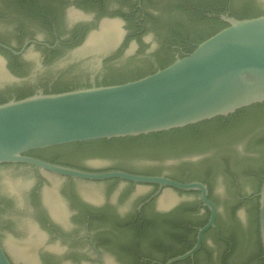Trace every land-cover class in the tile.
I'll return each instance as SVG.
<instances>
[{"label":"flooded vegetation","instance_id":"obj_1","mask_svg":"<svg viewBox=\"0 0 264 264\" xmlns=\"http://www.w3.org/2000/svg\"><path fill=\"white\" fill-rule=\"evenodd\" d=\"M186 2L188 15L194 17L221 20L222 16L245 19L264 15V0ZM173 4L174 0H0V43L19 53H11L14 59L10 61L0 52L6 69L19 80L8 78L10 83H5V75L1 74L0 92L14 85H27L36 93H48L55 81L78 64L81 68L75 72L82 76L73 80L92 85L104 79L106 67L120 68L131 58L140 64L148 62L151 70H157L161 67L159 59L166 53L175 60L186 56L196 45L194 41L186 39L183 45L169 42L170 30L177 27L176 18L186 14L175 11ZM115 20L123 31L118 43L100 53L84 52V56L72 58L75 52H82L79 47L93 31H98L104 22ZM194 28L206 29L207 25L200 22ZM79 41L82 42L78 44ZM11 65L19 75L13 73ZM214 148L205 142L181 145L175 150L137 146L103 154L62 145L32 151L26 156L89 174L120 171L206 185L208 199L216 205V229L203 234L206 249L202 255L195 257L200 249L193 258L176 264H219L220 260L213 258L207 247L210 235H205L210 232L213 240L216 236L225 249L226 245L231 246L217 224V217L218 220L222 217L213 198L217 173L223 170L233 186V203L225 207L224 214L234 212L237 223L239 210L256 199L257 193L242 191L234 165L228 166ZM110 155L124 160L110 163L104 158ZM127 160L150 167L129 166ZM170 165L174 166L173 172L169 171ZM4 168L14 169L18 176L15 191L0 192V244L11 264H164L174 258L175 252L195 244L198 221L209 218L198 192L160 189L157 185L117 178L100 181L75 178L31 164L0 165V169ZM166 191L181 197L193 196L196 202L186 203L177 197L172 204L162 207L160 201ZM12 224L17 231L9 235V242L16 248L29 247V252L22 250L15 256L9 253L4 232ZM261 260L259 256L254 262L261 264Z\"/></svg>","mask_w":264,"mask_h":264},{"label":"water","instance_id":"obj_2","mask_svg":"<svg viewBox=\"0 0 264 264\" xmlns=\"http://www.w3.org/2000/svg\"><path fill=\"white\" fill-rule=\"evenodd\" d=\"M221 20L227 26L198 44L190 54L177 58L170 65L138 80L109 86L92 84L91 87L62 93L40 92L0 104V165L31 164L46 171L75 178L95 181L117 178L157 185L160 189L198 192L202 205L209 211L208 221L197 229L196 242L190 250L164 264H176L193 258L201 249L203 234L211 228L216 229V205L208 199L206 185L198 182L182 184L162 177L134 176L120 171L89 174L50 165L27 157L26 154L62 145L168 132L215 118H227L241 109L263 104L264 15L241 20L222 16ZM8 22L6 21L7 27L10 25ZM122 33L118 20L104 22L100 29L93 31L79 47L82 52L74 51L72 58L84 56V52L100 53L109 50L118 43ZM0 48L13 55L19 54L1 43ZM85 67L87 68V64ZM80 68L81 65H76L69 73L64 74L65 78H80L82 74L75 72ZM55 71H58L57 67ZM1 74L5 75V83H10L8 78L19 81L9 73L5 61L0 56V78L3 77ZM237 150L243 153V144L238 143ZM249 155L258 156L256 151H251ZM104 158L115 164L124 160L118 155ZM127 163L133 167H150L144 163L134 165L135 160H127ZM256 166L263 170L264 161ZM173 170L174 166L170 165L169 171ZM237 173L242 191L253 192L257 187V179L250 178L240 171ZM17 182L18 176L14 169H0L2 194L8 190L15 191ZM165 193L160 201L162 207L169 206L177 197L186 203L196 202L193 196L181 197L169 191ZM233 194L231 182L223 170L219 171L214 180L213 198L222 214L220 220L225 236L230 234V220L224 214L225 207L233 203ZM256 197L259 238L264 260V179ZM252 208V204L247 203L238 212L237 225L243 231V239L241 247L235 251L229 264H256V225H250ZM223 218H226V221H223ZM196 219L201 217L196 216ZM16 231L17 227L12 224L4 232V242L12 256L21 254L22 250L29 252V247L16 248L9 242V235ZM207 247L216 260L225 250L221 243L212 239L211 234L207 237ZM0 264H11L1 244Z\"/></svg>","mask_w":264,"mask_h":264},{"label":"trees","instance_id":"obj_3","mask_svg":"<svg viewBox=\"0 0 264 264\" xmlns=\"http://www.w3.org/2000/svg\"><path fill=\"white\" fill-rule=\"evenodd\" d=\"M7 5L12 6L11 3H7ZM187 7L188 4L186 0H174L173 9L177 12H180V14L184 12L186 14L184 13L185 16L181 15L180 18H176L177 27L170 30L169 42L183 45L186 39L194 41L196 45L189 50L188 54H190L198 44L226 27L227 24L221 22V20L216 17H194L190 13L188 15L189 10ZM238 19L241 20L244 18L238 17ZM200 22L205 23L207 28L195 29L194 26L196 27V25L200 24ZM81 42L82 41H79L78 44ZM0 52H3L10 61H13L14 56L11 53L4 52L2 50H0ZM138 61L139 60L131 58L128 59L120 68L106 67L107 72L104 76V79L95 83V85L109 86L124 84L143 78L146 75L156 71L151 70V66L148 64V62H142L140 64ZM159 61L161 62V67L159 69H161L173 63L175 59L166 53L164 57L159 59ZM10 68L13 73L19 75L12 65ZM65 77L66 75H62L57 81H55L52 86V91L48 93H62L78 88L92 86L89 83L82 85L76 79H66ZM48 93L46 92L44 94ZM34 94H36V92L32 91L26 85H23L22 87H17V85H14L0 92V104H4L12 99L20 100ZM205 142L210 146L215 147L214 150L220 154V157L223 156L226 159L228 166L230 164L235 165L237 172H243L247 176L250 175L257 179L258 183L254 191L258 193L261 182L264 179V169L262 170L256 166V164H261L264 161V103L241 109L227 118H215L213 120L205 121L182 129L150 134L148 136H139L136 138L100 140L69 145L84 148L93 153L96 151L97 153L106 154L112 150L124 151L137 146L156 150L163 148L166 150H175L181 145H191L193 143L198 144ZM238 143L243 144V153H240L237 150ZM251 151H256L258 156L256 157L255 155H249ZM259 178H261V181H259ZM209 188L211 189L210 184ZM249 203L253 206L250 225H256L257 242L255 243V246L257 252L254 256V259H257L259 256H262L258 229V199H252L249 201ZM228 219L230 220V234L225 236L223 235L224 227L222 220L219 222L220 219L218 220L217 217V224L221 235L225 236L226 240L230 241L231 244V246L226 245L225 251L219 256V264H225V262L229 263L231 256L235 253V251H237L238 247H241L243 239V231L237 225L234 212L230 211ZM223 221H226V218H224ZM206 222L207 220L198 221V228L203 227ZM214 233L212 234L214 235ZM208 234L210 235L211 233L207 232L205 235ZM213 238L216 242H219V239L216 236ZM192 246L193 245H191L189 249L192 248ZM189 249H181L175 252L172 257L182 255ZM205 249L206 248L204 244H202L201 250L195 255V257L202 255ZM228 249L229 253L226 254ZM180 264H186V262ZM261 264H264V260H261Z\"/></svg>","mask_w":264,"mask_h":264}]
</instances>
